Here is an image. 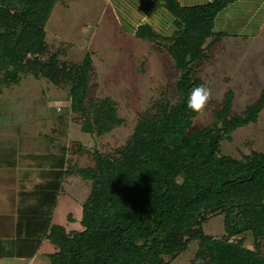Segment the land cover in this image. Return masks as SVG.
Returning <instances> with one entry per match:
<instances>
[{
	"label": "trees",
	"instance_id": "trees-1",
	"mask_svg": "<svg viewBox=\"0 0 264 264\" xmlns=\"http://www.w3.org/2000/svg\"><path fill=\"white\" fill-rule=\"evenodd\" d=\"M56 1L0 0V102L24 75H47L36 56L47 44ZM237 1L183 6L162 0L176 29L162 34L142 24L135 35L166 41L161 45L180 72L176 88L183 98L166 96L146 109L123 145L112 151L95 147L87 165L69 161L64 143L62 155L53 156L43 173L47 180L22 191L16 234L0 238V257L30 258L52 240L57 246L48 253L50 264H171L188 250L189 264H264V152L239 158L223 150L238 128L257 122L264 91L242 113L233 112L235 93L227 91L205 124H196L198 115L186 106L191 89L205 85L200 66L216 59L218 40L229 36L215 30L216 18ZM92 67L87 51L70 74L68 111L56 115L50 140L67 137L70 112L84 132L99 136L124 123L111 97L91 95ZM74 175L89 180L91 189L82 227L69 231L52 220L64 181ZM217 215L223 216L224 232H206L204 224Z\"/></svg>",
	"mask_w": 264,
	"mask_h": 264
},
{
	"label": "rangeland",
	"instance_id": "rangeland-1",
	"mask_svg": "<svg viewBox=\"0 0 264 264\" xmlns=\"http://www.w3.org/2000/svg\"><path fill=\"white\" fill-rule=\"evenodd\" d=\"M100 6L98 0H72L68 6L60 4L54 10L55 19H49L46 25L47 44L36 56L47 75L41 78L24 75L21 82L7 88L3 94L0 102V209L1 204L8 207V237L16 234L14 221L22 191L47 180L43 173L49 171L53 156L62 155L60 149L64 143L69 161L73 159L87 165L91 163L95 147L112 151L123 145L146 109L155 107L166 96L173 102L183 98L176 88L180 72L161 45L166 41H151L136 36L129 28L118 27L114 20L102 15ZM163 17L165 22L159 25L158 32L171 34L176 29L174 16L166 11ZM215 30L229 36L218 40L216 59L199 68L198 75L211 89L212 99L205 113L196 117V124L211 120L214 108L229 90L235 93V113H242L255 104L264 91V0L231 4L216 18ZM87 51L93 57L91 95L111 97L124 123L99 136L84 132L81 119L70 112L74 117L70 116L67 137L50 140L55 137L50 133L56 115L68 111L70 74ZM76 141L90 153L78 148ZM223 150L239 158L254 151L264 152V110L257 122L238 128L233 140L224 142ZM90 189V181L79 175L66 178L53 210V223L69 231L81 228L83 204ZM204 229L214 235L223 233V216L209 219ZM247 245L252 247L249 242ZM56 246L55 241L46 240L33 258H0V264H50L48 253ZM192 255L188 250L171 264H189Z\"/></svg>",
	"mask_w": 264,
	"mask_h": 264
},
{
	"label": "crops",
	"instance_id": "crops-1",
	"mask_svg": "<svg viewBox=\"0 0 264 264\" xmlns=\"http://www.w3.org/2000/svg\"><path fill=\"white\" fill-rule=\"evenodd\" d=\"M98 1L100 2L101 5L99 10L100 12H102V15L105 18H108L110 21L114 20L118 27L120 26L121 28H129L130 31L133 32L134 34L136 32V29L142 24H149L157 32L158 31L160 32L159 25L165 22L163 15H165V12L168 11L164 6L162 0H98ZM178 1L183 6H197V5L206 4L209 0H178ZM240 1L242 0H238L237 2ZM71 2L72 0L69 2H66L65 0H57L55 3H53L49 19H53L54 15L56 14L55 12L57 10L56 8L59 7L60 4L61 5L64 4L68 6V4ZM1 206L2 209H0V225L3 224V226L1 227L2 230H0V238L3 239L12 238L6 236V233L8 232L6 230L7 228L6 212L8 213V207L5 204H1ZM19 207L20 205L17 208V213L15 215V221H14L15 231H16V223L18 218ZM8 223L10 224L9 220ZM33 257L34 256L30 257L29 259ZM0 258L4 259L6 257H0ZM13 258H17L19 260L25 259L24 257H13Z\"/></svg>",
	"mask_w": 264,
	"mask_h": 264
},
{
	"label": "clouds",
	"instance_id": "clouds-1",
	"mask_svg": "<svg viewBox=\"0 0 264 264\" xmlns=\"http://www.w3.org/2000/svg\"><path fill=\"white\" fill-rule=\"evenodd\" d=\"M212 99V91L204 84H200L191 89L186 101L187 109L197 115H203L207 105Z\"/></svg>",
	"mask_w": 264,
	"mask_h": 264
}]
</instances>
